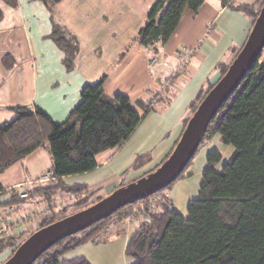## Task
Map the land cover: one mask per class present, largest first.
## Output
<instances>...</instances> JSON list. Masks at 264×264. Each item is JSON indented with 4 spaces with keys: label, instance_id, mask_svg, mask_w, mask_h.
<instances>
[{
    "label": "trees",
    "instance_id": "obj_1",
    "mask_svg": "<svg viewBox=\"0 0 264 264\" xmlns=\"http://www.w3.org/2000/svg\"><path fill=\"white\" fill-rule=\"evenodd\" d=\"M3 1L9 5L16 4V0ZM42 1L52 9L60 0ZM204 1L158 0L138 32V44L144 48H152L159 42L167 43L184 12L192 10L197 13ZM229 1L222 0L224 5L230 3L228 6L231 9L250 15L253 24L264 4L263 0L256 8L252 4L234 5ZM52 36L65 54L66 66L71 68L79 48L75 37L58 24L54 25ZM236 56L235 54L234 58ZM262 57L263 53L238 88L223 102L203 133L201 143L215 134H221L225 142L233 146L232 156L221 168H217L214 164L221 161V153L217 150L209 153L199 194L189 202L186 215L167 205L162 210L151 211L147 219L138 222L125 250L126 255L135 261L134 264H264ZM11 58V54L5 55L6 66H9ZM230 63H220L221 77ZM104 80L105 76L97 83L83 87L80 103L62 123H56L40 107H13L16 113L13 120L0 124V174L34 150L46 146L51 158V178L48 180L50 183L34 180L35 184L28 188V196L23 198L17 187L10 188L5 196V188L0 181V196L3 199L0 200V207L5 205L16 209L33 197L53 207L56 192L64 188V177L94 170L98 166V154L108 149L120 148L128 141L153 105L145 100H137L135 104L142 110L140 113L128 96L122 93L113 97L106 95ZM216 83L209 84L205 90L200 91L196 98L199 102L193 103L192 114L185 120L184 129ZM168 94H172V90ZM182 177L183 173L178 178ZM168 187H172V184ZM88 190L91 191L90 188ZM100 190L101 188H97L90 193L96 194ZM74 191L81 192L79 189ZM160 193L161 191L156 195ZM152 196L127 205L91 227L56 242L31 264H90L83 256L72 259L65 256L97 237L108 223L114 220L122 223L132 217L136 205L144 206L143 212H147ZM103 198L98 197L96 202ZM86 207L82 206L80 210ZM61 210L65 211L64 208ZM53 213L41 221L32 234L72 214L59 217L57 211L53 210ZM14 235H6L0 242L12 247L19 237ZM30 235L15 246L9 258Z\"/></svg>",
    "mask_w": 264,
    "mask_h": 264
},
{
    "label": "crops",
    "instance_id": "obj_2",
    "mask_svg": "<svg viewBox=\"0 0 264 264\" xmlns=\"http://www.w3.org/2000/svg\"><path fill=\"white\" fill-rule=\"evenodd\" d=\"M157 1L60 0L51 9L42 0H16L15 5L0 0V124L13 120L16 114L13 107L17 106H28L30 109L40 107L56 123H62L80 103L83 87L97 83L105 76L103 89L109 97L122 93L135 104L137 100L147 102L152 96H157L156 103L165 99L171 106L178 99L182 107L180 117L183 118V125L185 119L191 116L188 112L192 113L193 103L200 91L221 77L220 63L229 64L239 50L238 47L242 48L245 44L253 26L252 17L231 9L228 6L230 3L224 5L222 0H205L197 13L192 10L184 12L167 43L159 42L155 47L144 48L138 44L137 35ZM229 2L234 4V0ZM262 2L254 0L243 4H256L258 8ZM56 24L74 36L78 43V52L71 68L66 66L65 54L53 39L52 32ZM185 49L192 50L188 72L175 74L174 69L185 56ZM153 50L157 51L156 57L164 65L154 70L155 74H149L148 63L154 57L147 52ZM6 54L12 57L9 66L4 64ZM138 66L142 70V77L139 75L132 78L137 75ZM171 90L172 94L169 95L168 91ZM183 129L184 126L169 152L176 146ZM217 135L205 141L212 143ZM220 139L227 144L223 136ZM227 148L228 158L223 160L219 151L222 159L214 164L215 167H222L232 156L234 148ZM120 150L122 147L103 151L97 156L98 166L94 170L74 177L84 181L80 185L89 183L90 188L96 182L95 172L109 167ZM48 170H51V158L46 146H42L0 174V181L7 189L25 179L36 180ZM185 180L187 178L183 175L180 183ZM8 189L4 191L5 196L10 192ZM189 190L187 187L181 190L178 186L170 197L167 195L168 203L160 202L156 209L162 210L171 205L186 214L189 202L196 198H191V194L186 198ZM185 198L190 200L179 210ZM31 202L29 208L26 202L16 209L12 207L19 226L31 213V209L35 211L37 208ZM5 207L2 205L0 210ZM27 226H35L34 221ZM119 232L122 233V229L110 234L106 240L111 242L128 237L123 245L126 249L135 229L131 235L124 230L122 237ZM97 241L99 239L89 242ZM8 249L9 246L0 242V259ZM79 252L78 247L66 254L65 258L86 257Z\"/></svg>",
    "mask_w": 264,
    "mask_h": 264
},
{
    "label": "rangeland",
    "instance_id": "obj_3",
    "mask_svg": "<svg viewBox=\"0 0 264 264\" xmlns=\"http://www.w3.org/2000/svg\"><path fill=\"white\" fill-rule=\"evenodd\" d=\"M245 1L253 2L254 0H234V5H241ZM252 5H255L256 7V4H252ZM238 48L240 49V47ZM147 53L149 54L152 53L151 57L157 58L156 56H158L156 55L157 51L155 50L149 51ZM262 53L264 57V50ZM184 59L185 58L183 57L181 62H183ZM159 60L163 63L161 59ZM141 71L142 70L138 66V69L136 71L137 75L131 77L132 78L140 77V76L142 77ZM153 71L154 70L149 69L148 73L155 74L156 72ZM211 77L212 75L210 76V78ZM152 97L149 99H152ZM177 100L174 102L173 106L168 105L169 101L165 99L160 100L155 105H153L152 110L144 115V119L139 125V127L128 139V141H126V143L122 146V151L120 150V153L116 156V158L114 157V161L112 162V164L109 167L103 168V171L99 170V172L97 171L98 173L95 172V175L97 177L95 179L96 182L92 183L93 185L92 184L90 185V190L93 191L97 188H101L99 192H97L96 194L90 193L91 191L89 192L88 190L89 183L88 185H80L81 182L84 181H82V179L79 177L78 178H75L74 176L66 177L64 179V184H63L64 188L59 189L55 194L56 199L54 201L53 207L42 203L41 200H37V198L34 197L32 199H28L26 201L28 208L29 205H32L31 201L34 202V199L37 200L36 202H34L35 204H33V206L35 205L34 208L37 207L35 211L31 209L32 210L31 213H29V215L25 217L26 219L23 221L21 226H19L20 223L16 221L17 220L16 217H14L15 218V222H14V218L9 216L8 221L10 222V226L12 227L13 230L14 229L15 230L14 231L11 230L8 234L2 235V237L9 235L10 233H12L13 235L15 234L14 235L15 237L19 235L18 241L16 242L17 245L19 244V242L22 241V239L27 237L29 234H32V232L39 226L41 221H44V219L47 216L53 215L54 214L53 210L58 212L59 217L67 213L73 214L75 212L80 211L82 206L89 207L92 204L96 203L98 197L101 196L107 197L113 191H117L133 183L135 179L141 176H143L142 178L148 177L149 175L153 174V172H155V170L159 167V165L162 164L165 161V159H167L169 155L172 153L169 152L170 150L169 148L172 147L173 144H175V141L178 138L179 133L181 132L182 127L184 126L185 123L184 121L182 125L183 118L181 119L180 117L182 112V107L180 103L177 102ZM198 102L199 100L197 99L195 104H198ZM132 105L136 107V109L140 113H142V110L138 108L136 104L132 103ZM169 108L170 110H168ZM191 114L192 113L189 111L188 115ZM216 137L217 138H214L212 143H208L205 140L202 143H200L191 162H189L185 170L182 172L183 175L186 176L187 178L185 182L180 183L182 178H178L176 181L172 183V187L165 188L163 191H161L160 194L157 195L155 194L152 196V199L149 200V205H148V207H151L153 205L151 207V211L156 210V207L158 206L157 204L160 203L161 201L167 204L170 195L174 191H176V188L178 186L179 189L181 188V190H183V187H187L188 189H190L188 191L186 198L189 197V194H191V198H193L194 196L196 197L198 196L197 194L199 192V187L202 182L203 171L208 166L209 152L217 149L222 153L224 158L223 160H226L228 158L227 147L230 148L233 147L231 145L225 144L224 141H222L221 139L218 140L220 137H222L221 134H218ZM167 153L168 155H166ZM217 168H221V167H217ZM110 169L112 171H109ZM46 172L47 171H45L44 173ZM42 175L40 177H42ZM37 181H39V183L41 182L40 180L36 179L35 182ZM35 182L34 179L31 180L25 179L23 182H18L13 187L18 186V184L20 183L28 187H31L35 184ZM47 183H50V181H48ZM75 189H79L81 190V192L75 193L76 192L74 191ZM186 198L183 200V203L179 205L178 207L179 210H182L184 204L185 203L187 204L189 202L187 200L190 199H186ZM143 207L144 206L140 204L135 206L134 211L135 212L137 211V213L139 214L132 215L133 218L129 217L126 220H124L122 223H120L117 220L108 223L105 230L93 239V240L99 239V241L93 243L89 242L87 244H84L83 246H80L81 248L79 247L80 249L79 253H83L87 257L90 264H134V260L126 255L125 253L126 249L123 247L124 243L127 242L128 237H124L120 239L118 238L117 240H113L111 242H109L106 239L110 236V234H115V231H121V229H122V233L119 232L120 233L119 235L121 237L125 234L124 230L125 231L127 230L128 233L127 232L126 233L128 235H131V232L134 231L138 222L141 221L142 219H147V216H150L152 213L151 212L150 214L148 213L147 215H143L142 214V210L144 211ZM63 208L65 209V211L61 210ZM6 209L7 207L4 208V210ZM31 221H34L35 226L33 227L27 226ZM21 227H23V230H20ZM16 245L10 247L8 251L2 254L3 257L2 259H0V264L6 261L7 258L6 255L10 256V254L15 250Z\"/></svg>",
    "mask_w": 264,
    "mask_h": 264
},
{
    "label": "water",
    "instance_id": "obj_4",
    "mask_svg": "<svg viewBox=\"0 0 264 264\" xmlns=\"http://www.w3.org/2000/svg\"><path fill=\"white\" fill-rule=\"evenodd\" d=\"M263 50L264 4L242 49L226 73L199 104L172 153L153 174L113 191L93 205L37 230L3 264H31L56 242L91 227L127 205L162 191L176 181L194 157L209 122L223 102L238 88Z\"/></svg>",
    "mask_w": 264,
    "mask_h": 264
},
{
    "label": "built area",
    "instance_id": "obj_5",
    "mask_svg": "<svg viewBox=\"0 0 264 264\" xmlns=\"http://www.w3.org/2000/svg\"><path fill=\"white\" fill-rule=\"evenodd\" d=\"M185 56H184V61L180 62V64L174 69V73L178 74V73H183L186 74L187 73V67H188V63L192 54V50L190 49H185ZM164 65V63H162L159 58H152L149 61V67L152 70H156V69H160L162 66ZM156 98L157 96H153L152 99H149L148 102L151 103V105H154L156 103ZM51 171H47L46 173H44L42 175V177H39L38 179L40 181H48L51 178ZM18 189V193L20 195L21 198L23 197H27L28 196V186L20 183L18 184V186H15ZM152 199V198H151ZM1 200V198H0ZM153 206V205H152ZM151 206V207H152ZM151 207H149L147 212H143L142 210V214L143 215H147L148 213H151ZM146 213V214H144ZM135 215H138L139 213H137V211L134 213ZM15 210L12 207H7L6 210H0V237L4 234H8L12 229V227L10 226V222L8 221V217H15ZM133 218V216L131 217ZM14 222H15V218H14ZM15 230V229H14ZM13 230V231H14ZM12 231V232H13Z\"/></svg>",
    "mask_w": 264,
    "mask_h": 264
}]
</instances>
